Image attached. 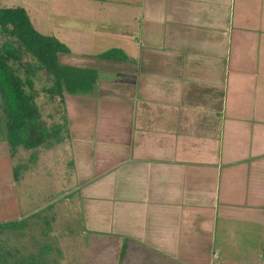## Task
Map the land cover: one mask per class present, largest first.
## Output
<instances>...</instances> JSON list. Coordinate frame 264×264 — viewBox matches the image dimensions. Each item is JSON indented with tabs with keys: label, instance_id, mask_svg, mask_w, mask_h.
Returning a JSON list of instances; mask_svg holds the SVG:
<instances>
[{
	"label": "crops",
	"instance_id": "0c3cea01",
	"mask_svg": "<svg viewBox=\"0 0 264 264\" xmlns=\"http://www.w3.org/2000/svg\"><path fill=\"white\" fill-rule=\"evenodd\" d=\"M54 2L47 31L23 7L67 45L61 64L97 74L65 95L67 120L97 129L65 147L125 256L150 243L157 264H264V0ZM112 48L120 60L97 56Z\"/></svg>",
	"mask_w": 264,
	"mask_h": 264
},
{
	"label": "rangeland",
	"instance_id": "374dc122",
	"mask_svg": "<svg viewBox=\"0 0 264 264\" xmlns=\"http://www.w3.org/2000/svg\"><path fill=\"white\" fill-rule=\"evenodd\" d=\"M54 1L0 0V8L25 6L37 28L47 31L48 20L45 22L43 15L45 17L46 12L52 19L51 14L59 9V3ZM69 4L63 3L61 10L69 13ZM94 89L95 85L91 93ZM42 94L36 100L42 116L47 123L60 122L58 103ZM91 119L92 123L88 126L83 122L81 126H73V118L64 121L65 125L58 135L59 142L63 141L60 147L49 139L52 144L48 142V145L29 150L22 147L12 150L6 139L4 123L0 121V223L27 220L23 231H6L2 236L8 240L12 249L21 251L15 252L16 258L21 255L38 256L40 261L43 259L47 264L119 263L120 248L123 244L127 247V240L120 237L118 222L113 223L111 229L103 215L93 212L86 184L77 173V160L74 159L73 150L69 149L73 143L72 129H97V118ZM107 121L108 126L115 122L113 119ZM108 135L103 133L99 136ZM90 139L93 142L89 145L99 151L98 141L95 142L93 137ZM86 153H91L92 158L96 154L89 148ZM81 159L87 161L86 155L83 154ZM91 200L96 201L95 205L103 206V199ZM155 247L150 243L138 246L136 248L140 252L137 259L124 256L121 264H157L151 257Z\"/></svg>",
	"mask_w": 264,
	"mask_h": 264
},
{
	"label": "trees",
	"instance_id": "16d2710c",
	"mask_svg": "<svg viewBox=\"0 0 264 264\" xmlns=\"http://www.w3.org/2000/svg\"><path fill=\"white\" fill-rule=\"evenodd\" d=\"M68 52L67 45L56 36L43 34L34 26L23 6L0 8V121L12 150L58 143L67 120L65 95L92 91L96 72L61 64L58 55ZM97 56L120 60L121 53L112 48ZM40 93L58 103L60 122H46L36 102ZM26 226L27 220L0 223V264H47L38 256L16 258L15 252L21 251L12 249L2 237L6 231H23ZM126 248V244L121 246L118 264Z\"/></svg>",
	"mask_w": 264,
	"mask_h": 264
}]
</instances>
